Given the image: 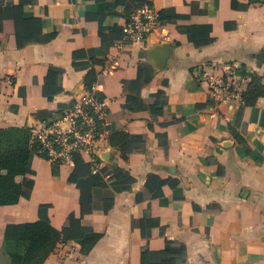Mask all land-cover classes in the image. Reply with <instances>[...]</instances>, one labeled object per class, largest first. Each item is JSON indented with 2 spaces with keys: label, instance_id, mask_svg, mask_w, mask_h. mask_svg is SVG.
Segmentation results:
<instances>
[{
  "label": "crops",
  "instance_id": "obj_1",
  "mask_svg": "<svg viewBox=\"0 0 264 264\" xmlns=\"http://www.w3.org/2000/svg\"><path fill=\"white\" fill-rule=\"evenodd\" d=\"M137 2L166 20L142 41L125 31ZM227 62L257 77L244 106L199 81ZM98 79V170L83 154L57 175L40 156L33 175L0 172L6 188L33 180L28 199L0 205V264L7 227L41 220L59 233L42 264H264V0H0V129H29ZM85 229L101 236L91 250Z\"/></svg>",
  "mask_w": 264,
  "mask_h": 264
},
{
  "label": "built area",
  "instance_id": "obj_2",
  "mask_svg": "<svg viewBox=\"0 0 264 264\" xmlns=\"http://www.w3.org/2000/svg\"><path fill=\"white\" fill-rule=\"evenodd\" d=\"M159 18V12L149 4L138 8L126 27V37L134 41L146 39L161 28ZM239 69L237 63L227 62L214 66L211 71L202 70L199 81L213 102L231 108L244 104L242 95L250 83V77H239ZM113 71V68H106L100 76ZM102 88L103 84L98 79L91 89H84L78 94L72 106L62 115L30 127L31 143L38 146L39 154L44 155L51 164H71L76 154H87L98 170V162L93 155L109 132L108 103L98 96ZM225 120L230 121V117L226 116Z\"/></svg>",
  "mask_w": 264,
  "mask_h": 264
},
{
  "label": "trees",
  "instance_id": "obj_3",
  "mask_svg": "<svg viewBox=\"0 0 264 264\" xmlns=\"http://www.w3.org/2000/svg\"><path fill=\"white\" fill-rule=\"evenodd\" d=\"M145 4L149 3L137 2L135 9L129 17V22L135 11ZM159 14L160 24L163 26L166 20L162 12H159ZM193 28V26L189 25L185 28L181 27V30L188 34L192 39L191 30ZM256 79L257 77L253 76L248 90L243 93L242 97L244 104L242 106L250 103L248 101L250 99L249 97L254 94V90H251V87L255 86ZM91 88L92 86L89 85L85 87L86 90ZM44 93L50 98L53 96V94L48 92L46 86L44 87ZM98 96L101 99L104 98L102 93H98ZM68 109L57 112L50 118L40 122H49L50 120L57 118V116L62 115ZM108 130L110 132L109 126ZM31 141V128L23 130L14 128L0 129V172H7L5 176L7 181L17 175H33V172L31 171V158L33 156H40L46 159L44 155L39 154L38 146L32 144ZM111 144L114 145L113 139L111 140ZM73 159L76 165H82L83 162L80 154H76ZM52 166L54 169V175H57L58 169L61 166L55 164H52ZM32 188L33 180L30 178L25 179L23 184L20 185L12 182L11 186L8 188L0 186V205L15 204L19 201L20 197L28 199L31 195ZM78 188L81 191L80 202L84 207L85 213H91L93 210L91 207L87 206V200L85 199V186L79 185ZM100 237L99 234L85 229L84 238L80 241V244L85 249L91 250L99 241ZM58 239L59 233L44 220L9 225L5 232L3 248L9 256L11 264H42L47 255L54 248ZM167 246L169 247L170 244L168 243Z\"/></svg>",
  "mask_w": 264,
  "mask_h": 264
},
{
  "label": "water",
  "instance_id": "obj_4",
  "mask_svg": "<svg viewBox=\"0 0 264 264\" xmlns=\"http://www.w3.org/2000/svg\"><path fill=\"white\" fill-rule=\"evenodd\" d=\"M166 58V52L163 53V55L159 58L161 62H164Z\"/></svg>",
  "mask_w": 264,
  "mask_h": 264
}]
</instances>
